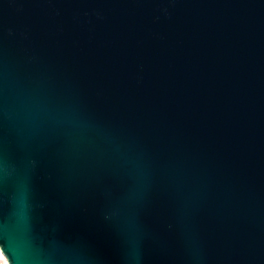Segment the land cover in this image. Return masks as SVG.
Here are the masks:
<instances>
[{
  "label": "water",
  "instance_id": "1",
  "mask_svg": "<svg viewBox=\"0 0 264 264\" xmlns=\"http://www.w3.org/2000/svg\"><path fill=\"white\" fill-rule=\"evenodd\" d=\"M0 250L264 264V0H0Z\"/></svg>",
  "mask_w": 264,
  "mask_h": 264
},
{
  "label": "rangeland",
  "instance_id": "2",
  "mask_svg": "<svg viewBox=\"0 0 264 264\" xmlns=\"http://www.w3.org/2000/svg\"><path fill=\"white\" fill-rule=\"evenodd\" d=\"M0 264H7L6 258L2 255L0 250Z\"/></svg>",
  "mask_w": 264,
  "mask_h": 264
},
{
  "label": "snow or ice",
  "instance_id": "3",
  "mask_svg": "<svg viewBox=\"0 0 264 264\" xmlns=\"http://www.w3.org/2000/svg\"><path fill=\"white\" fill-rule=\"evenodd\" d=\"M6 251H7V249H6Z\"/></svg>",
  "mask_w": 264,
  "mask_h": 264
}]
</instances>
